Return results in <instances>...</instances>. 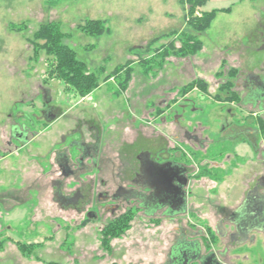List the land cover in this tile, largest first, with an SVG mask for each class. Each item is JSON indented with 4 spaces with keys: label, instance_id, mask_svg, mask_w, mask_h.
<instances>
[{
    "label": "rangeland",
    "instance_id": "374dc122",
    "mask_svg": "<svg viewBox=\"0 0 264 264\" xmlns=\"http://www.w3.org/2000/svg\"><path fill=\"white\" fill-rule=\"evenodd\" d=\"M210 12L214 17L202 32L193 31V17ZM91 20L100 21L105 32L82 31ZM49 22L60 26L63 42L84 63L85 72L97 79V88L83 100L50 72L53 56L36 50L34 34ZM189 34L201 43L195 52L166 49L169 41L177 49ZM241 51L248 65L264 63V0H0V264L164 262L176 221L163 219L153 225L154 221L138 213L128 227L104 232L110 215L89 220L55 199L53 181L60 176L50 152L70 128L95 126L101 134L97 144L110 143L111 149L102 153L107 174L113 168L105 161L117 150L133 156L143 141H128L139 131L148 136L155 132L147 120L157 127L163 122L156 113L158 100L164 97L181 102L184 95L190 97L192 102H183L184 113L174 107L182 117L204 126L213 141L205 156L223 163V168L210 172L218 180L214 187L192 188L199 199L192 200L193 205L202 201L216 209L223 201L233 204L242 178L260 170L264 161H257L250 148L231 161L221 156L238 150L237 141L227 138L232 132L225 134L223 127L256 125V118L244 121L237 105L212 94L229 78L227 69H237ZM126 67L131 73L124 86ZM193 81L196 84L190 86ZM41 109L56 110L59 118L49 124ZM171 118L169 114L166 120ZM72 138L65 144L70 145ZM257 143L264 146L263 136ZM179 150L188 161L196 152L197 162L203 156L185 145ZM222 179L226 181L219 183ZM63 181L65 192L77 186L72 177ZM186 216L193 215L187 211ZM248 253L243 264H264L261 246H253Z\"/></svg>",
    "mask_w": 264,
    "mask_h": 264
},
{
    "label": "flooded vegetation",
    "instance_id": "af4514ba",
    "mask_svg": "<svg viewBox=\"0 0 264 264\" xmlns=\"http://www.w3.org/2000/svg\"><path fill=\"white\" fill-rule=\"evenodd\" d=\"M243 53L241 51L238 56L237 69H227L229 78L223 79L212 94L216 99L223 98L229 105H237L244 121L256 118V125L223 127L225 134L232 132L227 138L231 142L237 141L238 150L233 154H219L223 160L231 161L243 149L250 148L260 162L264 160V146L257 147V138L263 136L264 144V63L251 67L246 62L247 57L241 56ZM182 99L183 102L191 101L185 95ZM183 102L179 98L176 101L166 97L158 100L160 109L156 118H163V122L157 127L147 120L146 125L152 126L155 132L148 136L139 131L128 141V144L143 141L133 156L117 150L113 154L116 158L105 161L109 168H113L107 174L103 170L102 158L111 148L110 143L102 147L97 144L101 136L99 130L84 124L83 128L65 131L61 135V144L52 146L50 151L55 156L53 160L60 176L53 181L55 199L64 207L73 206L89 220L100 221L103 216L110 215L104 226L123 214L132 218L141 213L148 221L156 223L153 225H159L163 219L176 221L177 225L173 226L176 234L161 264H243L248 261V251L253 246L264 249V161L260 170L242 178L239 195L233 204L223 201L220 207L210 209L209 204L205 207V202L200 201L195 207L192 200L197 199L198 194L193 193L192 188L205 190L214 187L218 180L212 178L210 172L214 168H223V163L205 156L213 141L205 134L206 129L200 122L182 117L181 112L184 113L186 106ZM46 103L45 100L44 107ZM174 106H178L181 112ZM55 112L41 109L42 117L49 124L55 120H50L51 116H58ZM169 114L172 118L166 120ZM70 136L72 141L66 145ZM183 145L203 154L199 162L196 161L197 152L195 157H190L192 161L184 158L179 150ZM68 177L74 178L77 186L74 190L67 188L65 192L63 179ZM225 197L222 198L225 200ZM187 211L193 216L187 217ZM212 214L214 219H211Z\"/></svg>",
    "mask_w": 264,
    "mask_h": 264
},
{
    "label": "trees",
    "instance_id": "16d2710c",
    "mask_svg": "<svg viewBox=\"0 0 264 264\" xmlns=\"http://www.w3.org/2000/svg\"><path fill=\"white\" fill-rule=\"evenodd\" d=\"M213 17L214 13L210 12L204 14L201 18H191L193 31L202 32ZM81 30L97 35H101L105 32L101 22L97 20L86 22L84 26H82ZM34 41L35 47L37 48L36 50H44L46 54L53 56L52 68L50 72L54 74V77L62 80L69 87L73 88L78 95L81 97L86 96L97 88L98 82L95 75L85 72L84 63L79 61L75 56V52L63 42V33L57 23L49 22L41 24L34 34ZM39 41L42 42L40 43ZM149 45L150 44H148V46ZM200 46L201 43L198 39H196V36L189 34L181 39V45L177 49H175L173 41L168 42L166 49H172L173 52L185 54L188 52H195L200 48ZM124 72H126L123 81L125 86L129 80L131 68L126 67ZM193 84L195 85L196 82L193 81L190 86ZM130 219L131 215L123 214L115 220L107 223L104 226L103 231L112 234L117 230L123 229V227L126 228L129 226Z\"/></svg>",
    "mask_w": 264,
    "mask_h": 264
},
{
    "label": "crops",
    "instance_id": "0c3cea01",
    "mask_svg": "<svg viewBox=\"0 0 264 264\" xmlns=\"http://www.w3.org/2000/svg\"><path fill=\"white\" fill-rule=\"evenodd\" d=\"M56 117H58V118H59V116H52V117L50 118V120H53V119H55V120H56V119H58V118H56ZM55 120H53V121H55ZM53 157H55V156H52V158H53ZM64 176H66V175L64 174Z\"/></svg>",
    "mask_w": 264,
    "mask_h": 264
}]
</instances>
